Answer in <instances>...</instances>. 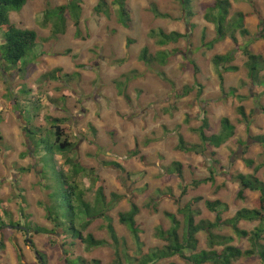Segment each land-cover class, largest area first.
Here are the masks:
<instances>
[{
	"label": "rangeland",
	"instance_id": "1",
	"mask_svg": "<svg viewBox=\"0 0 264 264\" xmlns=\"http://www.w3.org/2000/svg\"><path fill=\"white\" fill-rule=\"evenodd\" d=\"M71 1L28 0L22 11L11 14L13 24L37 32L39 38L28 56L25 74L18 70L5 71L0 65V212L4 207L12 218L4 217L5 226L9 227L0 233L6 243V250L0 252H9L6 264H41V255L47 264H72L77 260L81 264L95 261L113 264L116 260L117 246L106 220H97L86 232L104 243L92 251H87L79 240L73 241L61 233L27 235L22 230L53 229L43 207L49 202V193L40 178L43 163L53 160L50 156L41 157L42 152L34 155L32 144L26 139L24 124L27 122H32L31 128L43 132L36 137L37 149L42 150L45 137L40 136L45 133L52 142H56L58 134L61 141L75 145L73 158L85 169L78 182L87 202L94 204L99 186L105 188L108 199L112 194L121 198L108 215L120 243H126L125 252L132 264H137L135 258H141L142 254L167 245L159 236L160 231L167 232L172 225L166 214L176 216L182 235L185 224L178 210L194 199L201 198L193 208L200 212L196 223L215 221L216 215L207 208L208 201L227 204L224 220L244 208L254 209L258 194L248 191L244 201L237 199L240 186L234 178L239 174H254L260 166L257 177L264 182V148L252 140L264 135V115L250 100L256 93L250 92L245 67H241L242 78H235L222 87L213 58L231 52L234 43L227 39L213 48L207 45L217 39V31L205 20L206 7L213 6L217 0H192L195 16L190 22L185 20L182 0H128L129 28L119 23L113 0H104L110 7L108 15L95 12L100 0H80V35L67 12L66 32L54 36L55 26L61 28V23L64 24L58 8ZM48 11L50 21L46 22ZM160 31L178 32L188 35V39L160 47L158 39L152 36L153 32ZM244 45L252 51L258 49L254 43ZM145 49L150 55L168 52V66L143 63L140 57ZM237 60L239 66L244 64L242 55ZM195 66L199 70L197 76ZM232 74L235 76L234 71ZM243 83L247 100L237 96L238 91L231 92L232 88L241 89ZM23 90L30 93L25 94ZM224 96L229 97L223 99ZM16 98L23 108L25 101L39 100L40 108L35 110L29 104L27 112H21L13 104ZM240 107L245 108L249 125L242 120ZM205 118L210 122L208 136L221 132L224 118L236 127L235 136L219 149L203 146L196 130ZM180 138L188 149L199 146L198 152L181 151ZM60 158L57 156L56 160L61 162ZM247 160L254 162L252 168L248 167ZM175 163L182 165V179L170 174ZM132 204L140 209L136 220L141 230V245L119 222L120 214L129 212ZM11 222L15 225H8ZM258 226V222H242L239 228L253 232ZM214 233L234 238L232 245L243 251L251 249L248 239L237 237L230 227ZM197 238L199 252L210 250L207 233L201 232ZM14 240L20 246H14ZM121 245L120 253L123 252ZM215 249L221 251L222 247ZM18 250H21V259ZM155 264L188 263L174 257ZM235 264L261 263L254 256Z\"/></svg>",
	"mask_w": 264,
	"mask_h": 264
},
{
	"label": "trees",
	"instance_id": "2",
	"mask_svg": "<svg viewBox=\"0 0 264 264\" xmlns=\"http://www.w3.org/2000/svg\"><path fill=\"white\" fill-rule=\"evenodd\" d=\"M128 0H113V6L118 8L119 23L125 27L129 28L131 17L128 12ZM28 0H0V33L3 35V43L0 45V55L2 62L0 65L5 67L7 70H18L19 72L25 74L26 68L28 67V56L36 48L38 44V34L33 30L20 29L11 21V14L14 12L22 11L27 5ZM192 0H182L183 8L185 11V20L190 22V19L195 16L194 11L191 7ZM61 10L59 13L61 19H63L64 24L61 28L55 26L54 36L64 34L66 32V18L65 14L68 12L74 24L77 28V34L80 35V22L82 17V8L80 0H72L67 6L58 8ZM110 7L105 3L104 0H100L98 6L95 8V12L98 14L108 15ZM231 4L228 0H217L213 6L206 7L205 20L208 23L213 24L216 27L217 39L211 43L207 44L210 48H213L215 44L221 41H225L230 38L234 43H237V34L239 33L242 37L248 36L249 31L245 29V16L243 14H238L237 16L230 18ZM49 11L46 13V22H49ZM159 17L165 18L168 16ZM190 24V23H189ZM192 27H194L192 25ZM154 38H157V45L160 47H167L169 45L178 44L183 39H188V35H182L177 32H172L167 34L163 31L156 34L152 33ZM264 39V35L261 37ZM203 41H205V33L203 34ZM130 44V43H129ZM243 55L246 57L247 62L245 67L248 71V77L253 81L255 85L260 87L264 86V76L261 73L264 72V57L257 56L253 54L249 47H245L242 50ZM140 60L146 65H159L161 67H166L170 61V54L168 52H158L156 55H150L149 50L145 49L140 57ZM235 61L234 53H229L224 56L216 55L213 58V63L218 71V76L223 87L224 74L238 71L237 67L231 66ZM194 64V63H192ZM59 71V70H58ZM199 73L198 68L195 66V75ZM52 77L56 80L55 72H53ZM162 78H165L167 82L169 80L161 74ZM170 83V82H169ZM25 94L30 92L23 90ZM235 92V90H233ZM124 94V91H121ZM188 93H185V95ZM199 95H202L200 91ZM183 98L186 96H182ZM201 97V96H199ZM27 100V99H26ZM31 100V99H30ZM27 100L25 108L20 104L19 100L14 99L13 104L16 108H21V112H27L26 108L30 106L35 107L38 110L41 105V101L36 99L31 102ZM264 112V106H261ZM239 114L242 120L248 124V116L246 114L245 108H239ZM53 123H57L56 120L48 119ZM25 131L27 133L26 139L32 144L34 149V155L37 152H42V156H50L52 162L46 165L43 163V168L40 172V178L44 188L49 193L47 204H44V211L46 213V219L53 225V229H45L36 227L34 229L27 228L26 234L30 235L35 233V235H59L66 236L73 241L79 240L84 245H86L87 251H92L95 248L102 247L103 242L97 241L92 234H86L90 227L97 220H106L108 222V229L111 234L114 243L116 244V260L113 264H132V259L127 255L126 243H120L116 235V231L111 224V218L108 215L112 210L114 204L121 200L117 195L112 194L111 199L105 194V188L99 186L96 190V197L94 204H90L86 201L85 193L80 188L78 179L80 175L85 173V169L76 162L75 156L76 151H74L75 145L64 141H61L58 134L56 142H52L48 139L47 133L40 136V138L45 137L44 145L42 150L35 148V143H37V135H41L40 129L31 128L32 122H27L24 124ZM56 125V124H55ZM222 130L219 134H213L211 136L207 135V132L211 130L210 122L208 118H205L202 126L196 130L201 138L202 145L214 148H221L228 143L234 136L236 127L231 123L228 118H224L221 121ZM53 128H55L53 126ZM41 138V139H42ZM40 139V140H41ZM256 145L264 148V135H260L252 138ZM246 147V145H245ZM199 146L188 149L185 146L183 138H180L179 149L181 151H196L198 152ZM201 148V147H200ZM138 152H135L137 155ZM57 156H60L61 162L56 160ZM45 161V160H44ZM247 165L252 168L254 165L253 161L247 160ZM262 168L259 166L255 169L254 174L244 175L239 174L234 179L239 184V192L237 199L245 200V193L247 191L258 193V198L255 200L254 209H242L236 213L233 218L224 220L223 215L228 211L227 204L221 201L207 202V208L210 212L216 215L214 222L200 221L196 223V217L200 215L199 211L194 210L195 204L201 201V198L194 199L190 201L184 208L179 209L178 212L184 218L185 228L180 234L181 223L177 220L176 216L166 214L171 220V227L167 232L160 231V238L167 242V245L156 251H149L142 254L141 258H135L137 264H155L166 259H172L174 257H179L188 264H235L243 258H250L257 256L261 264H264V182L257 178V174ZM170 174H177L180 179H182V165L175 163L173 164V169H171ZM212 181V179H210ZM210 180H205L208 182ZM199 184V183H196ZM186 194V189L183 195ZM0 212V233H3L5 227V220L12 219L5 208L2 207ZM140 213V209L137 205L132 204L131 209L127 213L120 214L119 222L128 228L130 233L135 237L138 245H141L140 234L141 230L136 218ZM242 222H258L259 226L253 231L248 232L239 228ZM8 225H15L11 222ZM15 227V226H14ZM223 227H230L235 235L242 239H248L251 244V249L243 251L235 246H233L234 238L226 237L221 235H216L214 231L219 230ZM201 232L207 233L208 242L210 250L198 251L199 240L198 235ZM30 243V242H29ZM122 244V245H121ZM33 249H35L33 242H31ZM74 245V243H72ZM121 245L122 253L119 251V246ZM215 247H222L221 251L215 249ZM5 249L4 237H0V250ZM142 251V248L140 249ZM19 258L21 259V250H18ZM41 264H47L46 258L41 255ZM81 260L72 262V264H81ZM94 264H100V262L95 261Z\"/></svg>",
	"mask_w": 264,
	"mask_h": 264
},
{
	"label": "crops",
	"instance_id": "3",
	"mask_svg": "<svg viewBox=\"0 0 264 264\" xmlns=\"http://www.w3.org/2000/svg\"><path fill=\"white\" fill-rule=\"evenodd\" d=\"M228 1L231 4L230 18H233V17L237 16L238 14H243L245 16V29L247 31H249V35L242 37L239 33L237 34V43L233 42L234 43V47H233L234 49L229 53H234L235 61L233 64H231V66L237 67L238 71H234L235 76H234V74H232V72L224 74L223 86H226L229 82H231V80H233L235 78H238V79H239V77L242 78L241 67H245V64L247 62L246 57L242 53V50L245 47V45H244L245 43H247V45L252 44V43L257 44L258 45L257 51H252L250 47H249V50L257 56H263L264 57V39L261 38L264 35V0H259L258 2L256 0H228ZM204 33L206 34L205 31H203V34ZM228 39H230V38H228ZM226 40H225V42H227ZM229 53L219 54V55L224 56V55H227ZM257 53H259V55ZM239 55H242V57H244V64L242 66L238 65L239 62L237 60V56H239ZM245 69H246V67H245ZM261 76H264V72L261 73ZM246 81L250 83V92L256 93V94H252L250 96L251 102L257 104L258 110L259 111L261 110V112H263L261 109V106H264V87H260L258 85H255L253 83V81L249 79V77H248V80H246ZM242 86L243 87L241 89L238 87L232 88L231 92H233V90H235V92L238 91V93H240V94L237 93V96L239 95L241 98L244 97V99L246 98V100H247L249 97L247 98V95L244 93L245 92L244 88L246 89V87H245L246 84L243 83ZM258 96L260 98H258ZM226 97H229V96H224L223 99H226ZM263 115H264V112H263ZM235 134H236V131H235ZM244 175H246V174H244ZM254 208H255V205H254ZM246 209H248V208H246ZM13 244H14V246L17 244L19 245V243H16L15 240H14ZM5 250H6V243H5ZM8 253L9 252H7V254H6V251H4L2 253L0 252V264H6V257L8 256ZM10 256L12 258V255H10ZM17 258H18V256H16V259Z\"/></svg>",
	"mask_w": 264,
	"mask_h": 264
},
{
	"label": "water",
	"instance_id": "4",
	"mask_svg": "<svg viewBox=\"0 0 264 264\" xmlns=\"http://www.w3.org/2000/svg\"><path fill=\"white\" fill-rule=\"evenodd\" d=\"M12 229H13V228H12ZM22 230H23V231H27V229H25V228H23Z\"/></svg>",
	"mask_w": 264,
	"mask_h": 264
}]
</instances>
